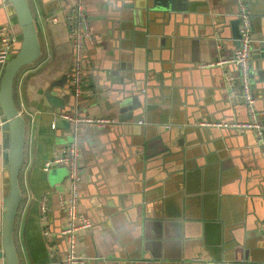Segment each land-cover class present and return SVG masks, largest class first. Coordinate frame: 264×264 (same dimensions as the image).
<instances>
[{
    "label": "crops",
    "instance_id": "crops-1",
    "mask_svg": "<svg viewBox=\"0 0 264 264\" xmlns=\"http://www.w3.org/2000/svg\"><path fill=\"white\" fill-rule=\"evenodd\" d=\"M77 1L97 38L79 95L71 86L66 18ZM29 2L42 55L20 70L14 86L29 122L15 231L21 264H67L61 201L69 165L47 171L44 164L72 141L86 168L80 210L94 222L80 233L81 264H264V141L253 129L207 125L249 120L239 66H202L232 56L239 45L237 1L187 0L186 10L145 0ZM247 3L251 80L264 125V0ZM9 22L18 28L13 5L0 0V25ZM146 76L148 95L134 106L143 122L129 109L122 119L124 106L141 95L128 87ZM48 91L67 102L63 111L48 102ZM63 112L116 121L102 127L70 121L68 128L57 123ZM5 168L0 160V187Z\"/></svg>",
    "mask_w": 264,
    "mask_h": 264
},
{
    "label": "built area",
    "instance_id": "built-area-1",
    "mask_svg": "<svg viewBox=\"0 0 264 264\" xmlns=\"http://www.w3.org/2000/svg\"><path fill=\"white\" fill-rule=\"evenodd\" d=\"M238 4V15L240 20L239 45L235 48L233 55L224 57L217 61H211L202 66H214L226 63H234L239 66L240 79L243 86V99L248 108L249 120L247 122H208L209 126L234 127L241 130L253 129L259 141H264V125L259 117L256 107V97L254 94L251 80L252 57H253V18L247 0H236ZM69 26V36L73 47V71L71 76V86L73 92L81 94L85 85V74L87 67V51L89 44L97 41L96 35L91 27L90 19L85 5L77 1L69 7L67 13ZM53 22H58V15L51 16ZM16 40L15 27L12 23L0 25V65L4 64L9 56V52ZM232 80L233 77L229 76ZM62 117L71 121L75 125H90L102 127L114 123L116 120L106 116H91L81 114H71L63 112ZM140 122H143L140 120ZM67 163L69 165L68 178L70 188L67 196L61 201L67 217V225L61 230L68 246L67 254L64 258L67 264L84 263L86 257L79 252V238L83 230L90 229L93 221L80 210L81 184L86 175V168L81 158V148L77 141H72L66 152L49 158L44 169L50 170L51 167ZM41 210L47 212L45 198L42 199ZM48 233V232H46Z\"/></svg>",
    "mask_w": 264,
    "mask_h": 264
},
{
    "label": "water",
    "instance_id": "water-1",
    "mask_svg": "<svg viewBox=\"0 0 264 264\" xmlns=\"http://www.w3.org/2000/svg\"><path fill=\"white\" fill-rule=\"evenodd\" d=\"M5 1L13 5L18 28H15L16 40L9 52L8 59L0 65V160L6 167L4 170L5 184L0 187V264H21L15 231L23 200L20 176L25 160L29 122L27 116L18 107L14 86L20 70L41 57L42 46L29 0ZM145 1L150 7H166L170 10H186L188 6L186 5L187 0ZM150 79L146 76L139 85L128 87L130 91L137 87V91H140L141 95L136 98V104L126 106L127 108L124 106L122 119L132 115L133 111V115L142 120L143 112L135 110L134 106L140 105L141 101L144 102V97L148 95L145 87L152 84ZM255 97L257 98L256 94ZM47 100L54 107L61 108L62 111L67 105V102H64L52 91L47 92ZM128 109L132 111L128 112ZM57 123L59 126L71 127L70 121L62 116L57 118Z\"/></svg>",
    "mask_w": 264,
    "mask_h": 264
}]
</instances>
